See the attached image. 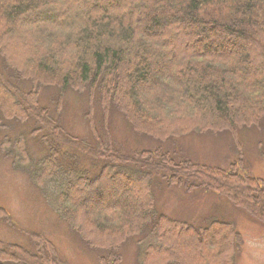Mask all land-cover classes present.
Returning <instances> with one entry per match:
<instances>
[{"label":"trees","instance_id":"trees-1","mask_svg":"<svg viewBox=\"0 0 264 264\" xmlns=\"http://www.w3.org/2000/svg\"><path fill=\"white\" fill-rule=\"evenodd\" d=\"M58 9L65 10L64 18ZM31 15H40L42 21L30 25L28 35L47 50L32 51L19 66L6 46L25 30L23 22ZM0 36V127L5 119L33 120L37 132L43 122L52 125L60 144L104 159L91 173L53 141L31 172L59 216L89 248L107 252L99 255V264H119L122 246L137 234L147 241L144 264L156 263L152 256L164 251L171 234L188 240L174 239L176 254L165 253L167 260L161 264L179 257L186 261L185 251L177 249L200 247L206 237L214 239L202 248L205 261L235 264L239 233L234 224L214 219L198 226L158 212L148 176L162 172L170 184L203 186L236 204L242 200L238 205L264 221L263 179L239 171V163L226 169L177 160L160 149L125 153L111 143L101 147L91 119L94 98L87 116L100 142L92 147L56 126L39 95L43 87H58L60 107L67 89L86 90L97 97L105 122L116 105L136 131L158 140L256 125L264 118V0H0ZM62 55L68 64L61 63ZM24 81L31 86L25 89ZM15 145L30 157L25 136ZM234 181L244 183L242 188ZM123 183L135 190L119 188ZM107 188L120 190L110 199L112 204L89 209L79 204ZM32 240L34 249L0 239V264L62 263L52 242Z\"/></svg>","mask_w":264,"mask_h":264},{"label":"rangeland","instance_id":"rangeland-1","mask_svg":"<svg viewBox=\"0 0 264 264\" xmlns=\"http://www.w3.org/2000/svg\"><path fill=\"white\" fill-rule=\"evenodd\" d=\"M61 9H58L60 19L64 18L65 12ZM39 17L41 16L28 17L23 22L25 30L18 32L15 42L11 41L10 47L6 46L11 60L19 66L22 63L21 59L31 56L32 51L47 50L46 46L34 43L28 35L32 30L30 25L42 21ZM0 41H3L1 36ZM59 60L63 64H68L66 55L60 56ZM44 80L53 79L46 77ZM22 86L27 89L31 86V82L24 81ZM40 91L39 101L46 109L48 117L56 122V126L58 124L71 136H78L79 140L92 147L97 146L100 141L95 140L96 137L92 133L87 116L91 103V111L94 114L91 119L95 122L98 137L102 141L101 147H106L111 143L114 148L125 153L144 149L153 151L160 149L171 152L177 160L189 159L202 165L226 169L234 163H239V171H247L264 180V118L256 125L243 126L235 131L189 132L167 140H158L149 134L136 131L116 105H112L107 122H105L102 119L97 97L91 98L86 90L67 89L60 107L57 97L60 92L58 87L52 85L43 87ZM145 97L144 94L142 98ZM90 99H93L92 102ZM122 102L126 107L129 106L126 102ZM130 113L134 115L132 110ZM155 113L154 111L153 114L152 112L149 114L154 115ZM138 126L144 128L139 123ZM36 127L33 120L19 121L16 119H5L4 125L0 127V239L34 249L32 238L38 237L55 245L54 254L62 262L61 264H99V255L107 252L89 248L90 246L80 238L78 233L72 230L68 221L59 216L53 208L54 205L52 206L51 201L46 197L43 191L45 189L34 182L31 172L37 170L35 168L39 164L37 161L49 152L51 145H54L51 144L53 141L58 142L63 150L71 152L77 159V166L91 173L99 170L104 159L80 153L72 146H67L68 144H60L61 140L54 137L53 131L55 130L52 125L47 126L39 122L38 127L41 129L33 132ZM21 136L26 137L29 158L25 152H21V147L19 150L16 148V140ZM68 161L74 162L70 158ZM148 179L158 212L198 226H205L214 219L231 222L239 233L235 250H233L235 264H264V221L244 206L238 205L243 203L242 200L236 204L232 198L203 186L189 188L184 184H170L162 172L151 171ZM243 184L238 181L233 183L234 186ZM120 186L125 187V191L135 190L126 183L119 185V188ZM110 187L114 189L113 185ZM112 189L107 188L103 195H97L95 199L85 198L79 204L84 209L112 204L109 201L119 190L118 188L117 190ZM142 238L143 234H137L124 243L120 251L121 262L119 264H144L143 256L146 252L147 241ZM178 238L187 239L179 234L169 235L166 238L164 251L152 256L155 264H161L160 260H167L165 253L176 254L177 245L174 239L178 240ZM204 239L200 241V247L194 245L186 249L179 247L177 251L183 252L184 250L188 259L184 261L179 257L170 264H190L192 262L219 264L215 260L213 262L204 260L202 248L210 244L214 237Z\"/></svg>","mask_w":264,"mask_h":264}]
</instances>
